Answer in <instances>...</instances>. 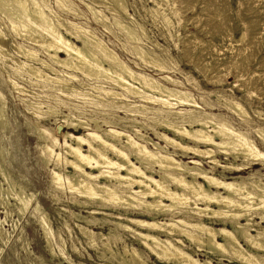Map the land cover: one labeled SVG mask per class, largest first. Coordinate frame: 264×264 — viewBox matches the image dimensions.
Instances as JSON below:
<instances>
[{"label": "rangeland", "instance_id": "374dc122", "mask_svg": "<svg viewBox=\"0 0 264 264\" xmlns=\"http://www.w3.org/2000/svg\"><path fill=\"white\" fill-rule=\"evenodd\" d=\"M45 1L47 8L57 16L79 23L82 27L92 31L99 39L104 40L103 42L134 71L151 75L156 79L165 75L176 79L180 82L182 89L188 91L197 102L198 108L193 110L199 116L210 114L209 116L214 122L220 120L227 122L236 131L245 133L264 152V141L257 133L259 129L264 130V0H125L128 7L127 12L133 16V19L124 13L113 12L111 10L114 8L113 0H70L73 10L80 12V17L74 16L71 12L60 10L54 0ZM45 3L43 4L45 5ZM84 3L101 11L109 20L104 23L94 20L92 13L87 10ZM154 11H159V13ZM7 18L0 11V29L6 39L0 40V45L5 51L4 54L0 52L2 56H0V96L4 98V102L0 98V110L2 109L3 112L2 119L0 117V121H2L0 123V186L2 184L0 187V223H2L0 225V264H125L123 260H130L129 254L133 248L144 258H147V264H173L159 262L142 244L135 240L132 233L117 226L118 223H122L136 229L128 219L152 220L156 218L164 221L171 218V214H156L154 212L149 214L138 208L126 209L97 198H86L87 196L69 189L67 179L72 175L74 177L75 172L66 164L62 146L66 140L73 144L75 142L69 138L65 139L66 136L63 135L70 133L74 136H83L87 134L85 131L88 130L82 129L81 126L71 129L66 126L67 123L62 121L66 118L65 116L73 121H77L79 118L86 121L91 116L99 118L101 122L104 116L99 112L102 110L96 107L92 100L74 97L72 92L61 91L59 87L52 88L53 82L46 81L47 86L46 83L36 84V79H30L31 77L28 75V67L23 68L21 73L17 62L20 60L27 65H31V63L17 53V45L24 44L23 46L27 49L37 50L43 60H49L48 54L33 41L15 35ZM114 18L122 19L128 25L136 28L141 40H127L129 38L127 33L125 34V31L123 33L122 29L117 28L115 22L113 24ZM131 41L136 43H131ZM77 45L81 46L79 43ZM137 45L149 53L158 55L164 62L167 71L161 72L152 64H147L148 67L142 63L131 48ZM11 59L13 60L11 61ZM33 65L36 66L34 63ZM60 69L57 68L59 71ZM61 71L64 72L61 74L65 77L67 76L65 74L72 73V71L63 68ZM16 73H19V76ZM47 74L52 78L55 77L52 73L47 72ZM75 75L80 79L83 77L80 73H75ZM9 78L25 90L17 91ZM78 84L74 82L77 88L83 90ZM130 100L133 102L137 99L130 98ZM33 103L41 104L40 109L33 107ZM136 104L140 105L141 103ZM234 104L241 106L246 114L235 112L230 107ZM4 105L5 108H3ZM42 107L43 109H41ZM50 108H55L58 113L52 114L49 111ZM180 109L186 108L181 107ZM133 111L129 114L119 113V117L125 120H116L115 127L136 141L144 143V140H140L136 133L139 131L140 134L149 137L152 141L158 142L154 135V131L157 130L183 145L195 146L197 144L187 137L174 134L167 128L159 127L153 120H150L153 115L142 114V111L137 108H133ZM160 117L167 118L169 116L164 114ZM110 118L108 117V119ZM135 119L138 124L134 129L130 128V122ZM170 119H174V117H170ZM178 122L180 123V120ZM186 128L190 129L189 125H186ZM211 130L213 128L210 125L209 131ZM44 132L47 134L50 132L51 137L59 140L57 141L59 148L58 146L55 147L56 149L54 148L55 153H61L59 161L54 162L55 155L51 156L47 152L48 141L43 137ZM99 134L102 133L99 132ZM161 144L165 146V143ZM148 147L152 148L149 144ZM200 147L204 149V145H200ZM87 148V146L84 147L85 150ZM208 148L216 152L220 165L211 164V160L208 158L191 159L190 157H194L192 154H184L180 150H177V157L185 162H201L202 168L224 181L241 182V178L246 181L248 178H253L251 181L257 179L264 183V163L259 162L246 166L247 169L236 172L225 169L223 166L241 165L243 164L242 159H235L232 155L226 156L225 152L220 149ZM171 151L174 152V149ZM49 159L53 161H49ZM91 171L98 174L97 170L88 169V172ZM51 172L63 176H61V183L64 186L61 191L54 181L52 184L53 174ZM65 177L67 178L65 179ZM50 178L52 179L50 180ZM98 182L100 184L107 183L103 178H100ZM9 187L13 193L6 191ZM16 194H20L18 196L25 194L27 195L26 197L24 195L25 198H31L32 203L30 202L28 206L30 208H27L29 211L27 209L24 211L25 214L18 211L21 209V202L16 198ZM1 195L4 197L2 198ZM165 203L168 202L165 200ZM37 207H39L38 211ZM212 208L218 209L215 206ZM259 212L262 210H257L253 214V220L260 223ZM182 216V214L177 215V217ZM42 218H45L49 223L50 234L45 235ZM196 218L197 216H190V219ZM204 221L214 227L222 225L219 220L205 218ZM228 228H231V231L234 230L230 225ZM51 233L52 236H50ZM107 237L111 240H108ZM182 240H184L183 247L186 250L197 251L196 247L184 237ZM47 244L53 248L51 249ZM91 245L93 246L91 247ZM125 247L129 250L127 255L122 252ZM200 251L197 252V255L201 260H205L206 252ZM260 254L263 255L264 252H260ZM103 255L107 258H103ZM211 258L218 262L216 257L211 256ZM222 263L231 264L228 261Z\"/></svg>", "mask_w": 264, "mask_h": 264}, {"label": "bare ground", "instance_id": "6f19581e", "mask_svg": "<svg viewBox=\"0 0 264 264\" xmlns=\"http://www.w3.org/2000/svg\"><path fill=\"white\" fill-rule=\"evenodd\" d=\"M54 1L60 10L71 12L74 16H81L80 12L73 10V4L70 0ZM45 2V0H0V11L8 17L7 20L9 19L12 26L11 30L15 32V35L33 41L48 54L49 60H43L37 50L27 49L23 46L24 44L17 45V53L31 63V65H27V63L19 60L17 63L21 73L23 68L28 67V75L31 77L30 79H36V84H45L46 81L53 82L52 88L59 87L61 91L72 92L74 97L78 96V98L92 100L94 101L93 104L102 110V112H99V114L104 116L101 122L99 118L91 116L86 121L80 120V118L77 121H73L69 120L68 116H65L66 118L62 121L67 123L66 126L71 129L80 128L79 126H81L82 129L88 130L85 131L87 134L83 136H74L70 133L63 135L66 136L65 139L69 138L75 142L73 144L66 140L62 146V151L65 153V162L75 172L74 177L72 175V177L67 179L69 189L85 197L87 196L86 198H97L103 202H108L118 207L122 206V208L126 209L138 208L149 214L153 212L156 214H171L172 217L164 221L156 218L152 220L128 219L129 223L136 229L122 223L117 224V226L132 233L135 240L142 244L159 262L164 261L173 264H223V261H228L231 264H264V254H260V252H264V225H261L264 224V183L257 181V179L251 181L253 178H248V181L241 178V182L221 180L202 168L201 162H185L182 159H178L177 150L182 151L184 154H192L194 157H190L191 159L196 157L208 158L211 160L210 163L214 165H220V162L217 159L216 152L208 147L223 150L226 156L232 155L235 159H242L243 164L241 165L223 166L225 169L236 172L247 169L246 166L258 164L259 162L264 163V152L245 133L236 131L227 122L221 120L214 122L211 120L210 114L199 116L193 110L198 108L197 102L188 91L182 89L180 82L176 79L167 75L156 79L151 75L134 71L115 51L103 42L104 40L99 39L92 31L82 27L79 23L64 20L57 16L56 13L47 8ZM112 3L114 4V8L111 9L113 12L117 14L124 13L130 19H133V16L127 12L128 7L125 0H113ZM85 6L92 13L94 20L102 23L109 20L101 11L96 10L89 4H85ZM154 12L159 13V11ZM114 20L113 24L115 22L118 26L117 28L122 29V32L125 31V34L127 33L126 35L129 36L127 40H141L136 28L128 25L122 19L114 18ZM141 34L143 35L142 32ZM3 38L5 39V36L0 29V40H3ZM143 39L145 38L143 37ZM77 43L81 44V46L77 45ZM131 43L136 42L131 41ZM131 48L142 63L146 65L152 64L161 72L167 69L162 59L155 53H149L139 45ZM0 52L5 53L1 45ZM11 57L13 58V56ZM58 67L70 70L72 73L65 74L68 76L65 77L61 74L64 73L62 72L63 70H57ZM47 72L54 74L55 77H50ZM75 73H80L83 76L82 79L78 78ZM16 74L19 76V73ZM11 82L17 91L23 92L25 90L17 83ZM74 82L79 83L78 85L83 90L77 88ZM47 84L45 85L47 86ZM130 98L137 100L132 102ZM3 99L1 98L2 102H4ZM136 103L141 104L137 105ZM33 107L40 109L41 104L33 103ZM181 107L186 109H180ZM230 107L237 113L246 114L239 105L234 104L230 105ZM3 108H5V105ZM35 108L34 111H36ZM133 108L141 110L142 114L153 115L150 120H153L159 127L167 128L174 134L187 137L197 144L195 146L183 145L174 138L157 130L154 131V135H156L158 142L152 141L149 137L140 134L139 131H136V133L140 140H144V143L136 141L133 137L117 130L115 127L116 120H125L119 117L118 114L121 112L133 113ZM49 111L52 114L58 113L55 108H50ZM2 113L1 111L0 117ZM164 114L169 117H160ZM108 117L111 118L108 119ZM170 117H174V119H170ZM179 120L180 123L178 122ZM130 123V128L133 129L138 124L136 119ZM186 125H189L190 129H187ZM210 125L213 128L211 131H209ZM99 132L102 134H99ZM257 133L264 141V130L259 129ZM51 135L50 132L49 134L43 133V137L48 141L46 150L51 156L55 155L54 162H56L61 157V153H55L54 150L59 145V142H57L59 140H55ZM161 143H165V146ZM148 144L152 148H149ZM200 145H204V149ZM85 146L88 147L87 150L84 149ZM171 149H174V152ZM56 165L57 163L55 167ZM88 169L97 170L98 174L92 171L88 172ZM52 174L53 179L50 178V180L52 179V184L54 181V184L61 191L64 186L61 183L62 175L60 176L56 172ZM100 178L105 179L107 183L100 184L98 182ZM13 186L15 188V185ZM11 187L7 188L8 190L6 189V191H10ZM20 194L22 195V191ZM18 195L16 194L17 197L15 196L21 202V205L19 202L21 209L18 211L24 212L27 208H30L28 206L30 202L32 203L31 198H25L27 196L25 194V197L24 195ZM5 198L7 200V197ZM165 200L168 203H165ZM213 206L218 209H213ZM28 209L27 211H29ZM36 209L38 211L39 207ZM257 210H262V212H259L260 223L253 220V214ZM178 214L183 216L177 217ZM190 216H197V218L190 219ZM205 218L208 220H219L222 225L221 227H214L206 223L204 221ZM244 221L246 222L243 223ZM41 222L46 232L45 235H47L50 231L49 223H47L45 218H42ZM229 225L234 230L231 231V228H228ZM50 236H52V233ZM183 237L194 245L197 251L189 252L186 250L183 247ZM107 238L111 240L109 237ZM116 243L118 242L116 241ZM49 244L47 245L50 246ZM50 248L52 249L53 247L50 246ZM127 248L125 247L124 251H122L123 254L125 252V255L129 254ZM200 250L206 252V255L204 254L206 256L205 260H201L197 255ZM129 255L131 257L130 260L124 259L123 263L147 264V258H144L136 249L133 248ZM207 255L216 257L218 262H215L211 256ZM102 257L106 256L103 255Z\"/></svg>", "mask_w": 264, "mask_h": 264}]
</instances>
